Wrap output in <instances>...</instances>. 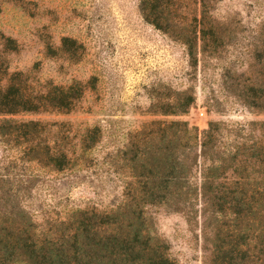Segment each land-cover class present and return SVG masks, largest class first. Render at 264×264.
I'll use <instances>...</instances> for the list:
<instances>
[{
    "label": "trees",
    "instance_id": "trees-1",
    "mask_svg": "<svg viewBox=\"0 0 264 264\" xmlns=\"http://www.w3.org/2000/svg\"><path fill=\"white\" fill-rule=\"evenodd\" d=\"M215 1L140 0L139 9L184 46L195 66L198 51L216 59L228 44ZM15 49L0 32V115L72 110L82 85L35 88L26 73L8 70L7 53ZM249 54L237 79L224 80V90L235 104L264 115V36ZM180 96L177 109L160 113L185 114L194 96ZM0 138L22 145L30 161L51 170L75 165L74 152L49 140L38 120L0 118ZM99 139L97 127L87 129L80 149ZM117 154L124 185L120 202L108 211L78 208L39 222L17 204L0 202V264H177L153 230L149 206L180 213L190 228L199 227L206 264H264V119L209 121L201 131L180 119L150 121Z\"/></svg>",
    "mask_w": 264,
    "mask_h": 264
},
{
    "label": "rangeland",
    "instance_id": "rangeland-1",
    "mask_svg": "<svg viewBox=\"0 0 264 264\" xmlns=\"http://www.w3.org/2000/svg\"><path fill=\"white\" fill-rule=\"evenodd\" d=\"M139 3L0 0V32L16 44L7 53L8 70L26 73L35 88L73 83L83 88L69 112L0 115L42 122L47 138L65 144L75 159L72 168L51 170L30 161L22 145L0 138L1 203L17 204L39 222L63 219L78 208L108 211L120 202L124 185L117 153L143 125L180 119L201 131L209 121L264 119L235 104L223 85L237 79L251 60L250 48L264 36V0H216L214 13L228 44L216 59L198 51L195 66L182 44L144 20ZM182 93L194 96L187 112L162 115L177 109ZM93 127L100 139L82 151V135ZM145 213L177 264H206L198 226L190 228L180 213L159 206Z\"/></svg>",
    "mask_w": 264,
    "mask_h": 264
}]
</instances>
